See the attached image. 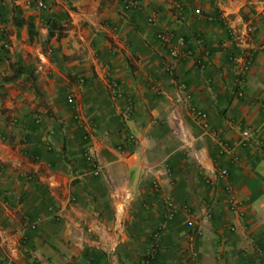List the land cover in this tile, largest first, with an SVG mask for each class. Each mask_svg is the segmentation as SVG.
I'll use <instances>...</instances> for the list:
<instances>
[{
	"label": "crops",
	"instance_id": "0c3cea01",
	"mask_svg": "<svg viewBox=\"0 0 264 264\" xmlns=\"http://www.w3.org/2000/svg\"><path fill=\"white\" fill-rule=\"evenodd\" d=\"M43 1L0 0V240H20L15 261L139 264L158 228L150 264H264V0Z\"/></svg>",
	"mask_w": 264,
	"mask_h": 264
},
{
	"label": "built area",
	"instance_id": "2783aa9c",
	"mask_svg": "<svg viewBox=\"0 0 264 264\" xmlns=\"http://www.w3.org/2000/svg\"><path fill=\"white\" fill-rule=\"evenodd\" d=\"M136 1L137 0H124L123 7L127 8L129 6H132L136 3ZM17 4H20L22 6H28V5L32 4L35 8L45 7V3L43 0H18ZM154 19H155V16L153 14H150L147 16V20L150 22H153ZM250 30H251V24L248 23L245 25V31H250ZM1 31H2V24L0 21V34L2 33ZM155 38L162 43H167V45H168L167 53L170 57H175L183 51L184 40H183V37L181 35H175L174 36L169 31L159 30L155 33ZM0 46L8 47L7 41L2 36H0ZM169 66L170 65H168V68H169ZM79 81H80V79H79ZM111 90H113V88H111ZM183 91H184V83L182 81H179L177 83V89L174 93V99L176 101H178V100L181 101V100L187 99L188 95H187V93H183ZM72 97H73V93L71 91L68 92L67 98L72 99ZM188 108H189V111L194 113L195 116L198 118L199 124L205 128L207 126V122L205 120L204 112L194 110V108L191 105H189ZM84 154H85V158L88 161H90L91 165L93 166V169H96L98 167V165L96 164V162H94L91 159L92 158L91 155L88 154L86 150H84ZM218 173L221 175H224V174H226V169L225 168H218ZM229 203H230V206L232 208L235 207L234 201L230 200ZM166 205L169 208H168V211L166 212L165 216L169 217L172 215V211L174 210V207H172L173 203L171 201H167ZM23 223L31 229H33L35 227V221L34 220H24ZM11 235H12L11 233H3L1 235L0 243H1V246L5 250V255H4V258L0 259V264H7L9 260L14 261L13 264H20L19 261H15L20 240L13 239ZM158 236H159V229L156 228L151 233L149 243L146 246L145 253L142 256V258L140 259L139 264H150L151 258L154 254V251L156 250Z\"/></svg>",
	"mask_w": 264,
	"mask_h": 264
},
{
	"label": "trees",
	"instance_id": "16d2710c",
	"mask_svg": "<svg viewBox=\"0 0 264 264\" xmlns=\"http://www.w3.org/2000/svg\"><path fill=\"white\" fill-rule=\"evenodd\" d=\"M21 70L31 71V66H23L20 61L16 62V71L20 72Z\"/></svg>",
	"mask_w": 264,
	"mask_h": 264
}]
</instances>
